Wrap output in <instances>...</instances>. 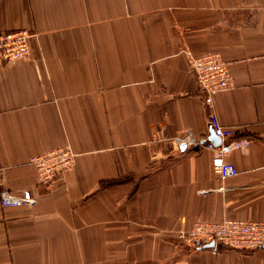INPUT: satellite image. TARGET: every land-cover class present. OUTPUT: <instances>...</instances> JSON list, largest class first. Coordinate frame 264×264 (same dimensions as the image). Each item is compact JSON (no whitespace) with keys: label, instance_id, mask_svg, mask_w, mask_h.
Returning <instances> with one entry per match:
<instances>
[{"label":"crops","instance_id":"obj_1","mask_svg":"<svg viewBox=\"0 0 264 264\" xmlns=\"http://www.w3.org/2000/svg\"><path fill=\"white\" fill-rule=\"evenodd\" d=\"M18 30L28 59H0V195L35 202L0 204V264H264L176 240L264 221V0H0V33ZM214 53L232 83L207 102L189 56ZM210 115L247 141L225 180L187 141ZM64 146L73 165L40 186L30 159Z\"/></svg>","mask_w":264,"mask_h":264},{"label":"built area","instance_id":"obj_2","mask_svg":"<svg viewBox=\"0 0 264 264\" xmlns=\"http://www.w3.org/2000/svg\"><path fill=\"white\" fill-rule=\"evenodd\" d=\"M31 33L18 30L0 33V59L6 64H15L29 57L28 39ZM189 68L199 90L207 102L211 97L230 88L232 80L226 63L214 54L189 56ZM212 133L219 139L216 146L210 141L187 140L194 147L213 150L212 171L221 180L236 175L235 166L225 158L233 149L245 146L247 141L230 140L232 132L219 125L214 115L209 117ZM187 143V144H188ZM75 155L68 146L57 148L33 156L29 163L34 167L37 183L49 187L62 173L74 163ZM33 198L13 197L3 191L0 195L2 207L31 205ZM176 240L190 250L207 249L212 253L220 250L250 254L264 250V221H245L222 219L217 222H196L187 231H180Z\"/></svg>","mask_w":264,"mask_h":264},{"label":"water","instance_id":"obj_3","mask_svg":"<svg viewBox=\"0 0 264 264\" xmlns=\"http://www.w3.org/2000/svg\"><path fill=\"white\" fill-rule=\"evenodd\" d=\"M206 141H210V142H212L216 146L219 145V139L214 136V134L212 133V131H210V136L207 138Z\"/></svg>","mask_w":264,"mask_h":264}]
</instances>
